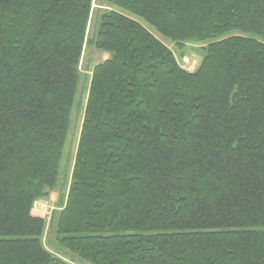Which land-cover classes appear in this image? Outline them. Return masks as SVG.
Returning a JSON list of instances; mask_svg holds the SVG:
<instances>
[{
  "label": "trees",
  "instance_id": "trees-1",
  "mask_svg": "<svg viewBox=\"0 0 264 264\" xmlns=\"http://www.w3.org/2000/svg\"><path fill=\"white\" fill-rule=\"evenodd\" d=\"M0 0V264L43 244L87 45L58 246L87 264H264V0ZM177 49L198 44L190 73Z\"/></svg>",
  "mask_w": 264,
  "mask_h": 264
},
{
  "label": "rangeland",
  "instance_id": "rangeland-1",
  "mask_svg": "<svg viewBox=\"0 0 264 264\" xmlns=\"http://www.w3.org/2000/svg\"><path fill=\"white\" fill-rule=\"evenodd\" d=\"M106 6L107 5L105 0L93 1V13L91 15L89 28L87 31L88 39H91L96 33L99 17L97 14L98 11L106 8ZM153 34L176 54L178 63L182 69L192 73L198 68L201 62V57L198 52V44H187L183 49L180 50L172 45L168 39L156 34L155 32H153ZM108 57V53L99 51L90 45H87L83 51L81 63L79 66L80 80L77 88L75 104L72 111L71 125L60 163L58 182L55 188L50 192L48 198L36 203L34 209L35 214L45 218L47 222V229L42 238L43 244L46 249L49 250L53 255L62 258L71 264L87 263L80 261L73 254L58 246L56 241L57 216L66 198L70 183L73 163L76 155L82 120L88 97L91 73L96 65L102 63Z\"/></svg>",
  "mask_w": 264,
  "mask_h": 264
}]
</instances>
